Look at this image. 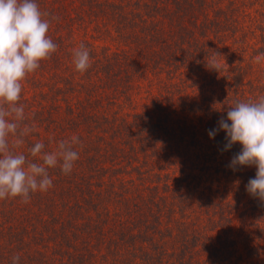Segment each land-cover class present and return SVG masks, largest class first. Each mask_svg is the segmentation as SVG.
Here are the masks:
<instances>
[{
    "label": "rangeland",
    "instance_id": "374dc122",
    "mask_svg": "<svg viewBox=\"0 0 264 264\" xmlns=\"http://www.w3.org/2000/svg\"><path fill=\"white\" fill-rule=\"evenodd\" d=\"M141 1L147 8L162 2L163 8L152 12L163 14L160 41L154 42L156 28L151 27L144 30L150 44L139 43L144 32L140 21L125 40L115 26L80 20L76 14L87 17L80 5L83 10H73L76 44L69 37L61 42L69 50L90 42L91 47L107 45V53L126 51L120 55L128 57L120 62L128 71L117 68L119 87L105 79L77 87L85 75L76 70L73 52L63 75L59 68L45 83L34 81L31 73L21 81V128L30 131L20 145L15 144L17 136L9 134L10 150L42 163L40 155L30 154L35 143H44L42 153H51L61 141L76 136L80 143L73 149L79 158L69 174L59 165L49 168L52 187L30 193L27 202L19 196L0 199V257L12 246L17 252L24 245L30 251L31 246L46 247L58 264L59 234L65 229L72 238L79 233L81 245L107 253L100 260L107 264L113 258L107 241L116 238L112 230L126 228L129 234L142 225L144 215L156 213L165 216L161 227L166 231L157 245L145 243L143 250L126 247L117 253L122 258L117 264H193L189 259L198 264H264V206L245 188L255 173L244 172L256 168L233 171L228 165L236 153L222 148L226 133L208 135L222 116L226 118L230 105L264 97V0H195L189 13V8L187 13L182 10L185 4L180 9L173 6L174 0ZM193 20L215 24L199 28L202 34L188 41L190 49L164 55L162 44L174 40L180 26ZM62 56L65 59L67 50ZM212 56L220 72L206 67ZM87 95L89 101L74 102ZM76 182L81 184L79 192L71 189Z\"/></svg>",
    "mask_w": 264,
    "mask_h": 264
},
{
    "label": "clouds",
    "instance_id": "9594fccd",
    "mask_svg": "<svg viewBox=\"0 0 264 264\" xmlns=\"http://www.w3.org/2000/svg\"><path fill=\"white\" fill-rule=\"evenodd\" d=\"M36 0H0V199L21 197L27 202L30 193L47 191L53 185L48 169L57 165L64 174L72 171L79 158L73 145L79 137L61 141L55 152H43L45 145L35 143L30 149L32 157L40 155L42 163L29 161L24 154L9 148V134H15L16 145L30 129L21 128L25 120L24 105L19 104L22 83L29 73L40 67V61L50 57L57 44L47 35L51 20L43 17ZM216 55H220L216 52ZM76 70L85 72L90 67L89 49L81 44L73 52ZM209 70L221 71L215 56L206 61ZM227 116L218 120V127L208 131L210 138L224 131L223 150L236 143L242 147L228 165L233 171L243 166H255L256 173L245 185L246 191L264 206V97L255 102L237 101L227 108ZM230 121V123H229ZM20 257L13 256L12 264Z\"/></svg>",
    "mask_w": 264,
    "mask_h": 264
},
{
    "label": "trees",
    "instance_id": "16d2710c",
    "mask_svg": "<svg viewBox=\"0 0 264 264\" xmlns=\"http://www.w3.org/2000/svg\"><path fill=\"white\" fill-rule=\"evenodd\" d=\"M157 1V0H155ZM202 1V0H201ZM199 1L200 3H202ZM38 3L40 10L42 12H46L49 15L43 17L44 19H50V27L48 30L47 35L53 40L54 43L57 44V49L54 53L51 54L53 58H46L40 61V67L35 70L33 73H31V76L34 77V81L41 83H45V80L56 76V73L58 69L60 68L59 75H63L66 70L68 69L67 60L69 58V53L74 52L76 48L73 50H69L67 46H65V43H61L65 41L66 38L69 37V39L72 41V43L76 44V29L75 26V20L76 16H78V19L82 20H90L91 22H98L99 20L101 22H106V24L109 26H115V29H118L120 31L121 38L124 36L125 40H129L131 38L132 33H129V29L132 28V26L136 27L135 22L140 21L142 22L139 27L140 30L143 32L146 28L147 29L154 27L156 30L152 34V37H156L155 41H160V39L163 37V32L160 33V25L164 23V19H162V15L159 17L152 14L154 10L158 11L160 8H163L162 2H158L154 7H146V4H143L141 0H36ZM78 2V3H77ZM70 4L73 5V9L70 8ZM184 7L182 8V5ZM83 6L85 9L81 6ZM176 5V8H182V10L186 12V9H188V13L192 12L194 10L195 6V0H174L173 6ZM83 10V12L87 15H81L76 14L74 16L73 10L78 12V10ZM168 10V8H167ZM88 11V12H87ZM147 12L150 13V16L147 15ZM145 16V17H144ZM190 18H193V15H190ZM98 21H94V20ZM205 20H210L211 18L206 16L203 18ZM98 24H100L98 22ZM204 24H206L207 29H210L211 27H214L215 20H212V22H203L199 23L197 20H193L190 23L186 21V23H183L182 26H180V29L175 37L173 35L174 40L165 42L163 47L161 49H164V55L174 53L175 51H185L186 49H190L188 44L189 40L191 38L197 37L196 33L199 32V28H201ZM204 27V26H203ZM203 27L201 29H203ZM106 29H103L105 31ZM143 32L142 35L139 37V43L146 44L147 46L150 44L149 39H147L148 32ZM162 31V30H161ZM139 32L136 30L134 33ZM202 34L201 32H199ZM109 34V32H108ZM107 34V35H108ZM101 36V35H100ZM116 37V36H115ZM158 37V38H157ZM101 38V37H100ZM104 39H106L105 36H103ZM99 39V38H98ZM115 39V38H114ZM263 50H264V33H263ZM85 46L89 49L90 52V67L83 72L82 80L80 84L77 86H82L88 83H94L95 81L97 83H100L102 80L112 81L114 85L119 83L120 78L118 75L120 74V71H117L118 67L123 68L125 71H128V67L125 66V64L121 63L120 61L122 58H127V54L120 55L124 52H108L107 45H101V43L98 45V47H91V43L85 44ZM67 50V56L65 59H63L62 55H65ZM105 50V51H103ZM200 51V50H199ZM201 51L203 53L208 52V48H201ZM118 53V54H117ZM120 55V58H119ZM123 71V70H122ZM95 73L93 76L88 77L90 73ZM30 77V78H32ZM77 78V76L75 77ZM85 78V79H84ZM31 80V79H29ZM70 87L71 84L74 83V79L69 80ZM110 84V83H108ZM96 85V84H95ZM94 85V86H95ZM119 87V84H117ZM74 86V85H73ZM57 89L59 86H56ZM76 87V88H77ZM89 95L86 97L83 96L81 98H75L74 102L76 104H79L82 102L89 101ZM20 103V101L18 102ZM52 104V103H51ZM50 104V105H51ZM74 104V103H73ZM38 113H35L36 115ZM223 146L226 143L225 137L222 138ZM239 149H241V145L239 143H236L232 146L231 149L223 150L225 153H238ZM242 173V172H241ZM247 175L256 173L253 172V170H249L244 172ZM83 181L81 182V184ZM80 182L75 183L73 186H71V189L75 192H79ZM104 197V196H103ZM109 197V194L106 198ZM105 198V197H104ZM89 204L93 205L94 207L100 206L98 202L94 200H90L88 202ZM101 207V206H100ZM100 215L97 212L99 216H101V213L103 211V207L100 210ZM107 211V216L110 212V210ZM148 217V218H147ZM58 218H54V220H57ZM151 219V220H150ZM165 219V216L162 218L161 215H158L156 213H152L151 216H145L144 219L140 220V224H142L138 228H134L129 234L126 232V228L120 229V230H112L113 235H116L115 239L109 238L107 241L106 249L109 248L108 253L113 257L111 260L108 258L107 264H117L116 262L120 259L117 255L118 252L121 250H124L126 247H134L136 250H143L146 245H157L158 237L161 236L165 231L164 226L161 223H163ZM60 221V220H59ZM151 221V222H149ZM55 222V221H54ZM62 223V222H60ZM81 224H79L80 226ZM74 224L72 225V227ZM49 227H47L48 229ZM168 228V227H167ZM80 231L84 233L86 230L84 228H78ZM130 229V228H129ZM56 230V229H55ZM64 229L63 232L60 235V241H61V247L58 252V264H102L100 262L101 259H104L107 253H103L102 250H94L93 247L87 244V246L84 244L81 245V242H79L77 239L81 238V235L73 234L69 235L65 232ZM68 232V231H67ZM51 235V234H50ZM194 236V235H193ZM72 238V239H71ZM44 239V238H43ZM140 241H142V245H137ZM113 244L115 248H110L109 246ZM124 245V246H123ZM136 245V246H135ZM18 246V245H17ZM26 245L21 246V249L19 252L14 250V247H9L6 252L2 254V257H0V264H12V257L13 256H19L20 261L19 264H56L54 260L51 261L50 256L48 255L49 248L43 247L42 248H36L35 246H31V251L28 249H25ZM114 249V250H113ZM126 250V249H125ZM136 257L139 258V254L136 252ZM98 257V258H97ZM145 257H149V253H146ZM189 261H193L191 263L198 264V261L189 259ZM127 263V262H126ZM131 264H136V262H130ZM202 264V263H201ZM204 264V263H203ZM206 264V263H205Z\"/></svg>",
    "mask_w": 264,
    "mask_h": 264
}]
</instances>
